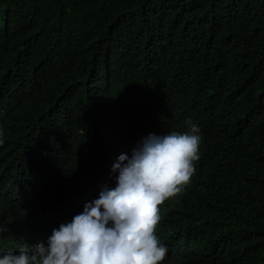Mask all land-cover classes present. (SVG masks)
<instances>
[{"label": "trees", "instance_id": "1", "mask_svg": "<svg viewBox=\"0 0 264 264\" xmlns=\"http://www.w3.org/2000/svg\"><path fill=\"white\" fill-rule=\"evenodd\" d=\"M189 119L200 159L161 207L163 264H264V0H0V254Z\"/></svg>", "mask_w": 264, "mask_h": 264}, {"label": "clouds", "instance_id": "2", "mask_svg": "<svg viewBox=\"0 0 264 264\" xmlns=\"http://www.w3.org/2000/svg\"><path fill=\"white\" fill-rule=\"evenodd\" d=\"M149 133L112 165L115 187L102 186L83 212L53 228L46 241L0 254V264H163L167 245L156 234L161 207L191 183L200 159V129ZM0 130V146L4 144ZM52 224H57L54 221Z\"/></svg>", "mask_w": 264, "mask_h": 264}]
</instances>
